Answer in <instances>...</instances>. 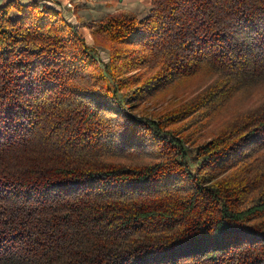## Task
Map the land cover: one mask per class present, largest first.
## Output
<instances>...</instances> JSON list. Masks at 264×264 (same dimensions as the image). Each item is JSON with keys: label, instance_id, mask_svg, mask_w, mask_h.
<instances>
[{"label": "trees", "instance_id": "trees-1", "mask_svg": "<svg viewBox=\"0 0 264 264\" xmlns=\"http://www.w3.org/2000/svg\"><path fill=\"white\" fill-rule=\"evenodd\" d=\"M93 28L107 62L61 3H0V264H264V102L186 133L264 84V0H151Z\"/></svg>", "mask_w": 264, "mask_h": 264}, {"label": "rangeland", "instance_id": "rangeland-1", "mask_svg": "<svg viewBox=\"0 0 264 264\" xmlns=\"http://www.w3.org/2000/svg\"><path fill=\"white\" fill-rule=\"evenodd\" d=\"M6 0H0V3ZM54 1V0H53ZM61 3L62 10L76 24L86 40L97 50V55L101 61L109 60V49L105 44L96 41L93 33V27L103 20L109 14H137L140 17L145 16L151 8V0H55ZM210 75L201 72L200 74L185 77L170 84L168 87L156 91L148 99L138 104L136 112L140 115H152L156 113H165L174 106L185 102L201 90L210 82ZM227 104H224L215 113L206 119L204 116H197L193 119L192 128L186 130V133L192 132V140L202 142L215 136L223 127V124L241 115L250 108L264 102V84L253 87L247 91L234 93ZM138 102V101H137ZM137 102H134L137 104ZM211 113V111H209ZM200 119V120H199ZM202 125V126H201ZM196 144L188 143L186 149L189 153L196 152Z\"/></svg>", "mask_w": 264, "mask_h": 264}]
</instances>
